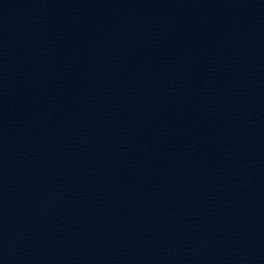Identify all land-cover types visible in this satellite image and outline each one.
I'll return each instance as SVG.
<instances>
[{"label": "water", "instance_id": "95a60500", "mask_svg": "<svg viewBox=\"0 0 264 264\" xmlns=\"http://www.w3.org/2000/svg\"><path fill=\"white\" fill-rule=\"evenodd\" d=\"M0 264H264V0H0Z\"/></svg>", "mask_w": 264, "mask_h": 264}]
</instances>
